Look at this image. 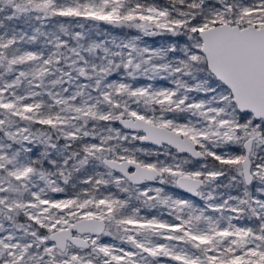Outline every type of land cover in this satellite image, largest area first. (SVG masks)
<instances>
[{
  "label": "snow or ice",
  "instance_id": "1",
  "mask_svg": "<svg viewBox=\"0 0 264 264\" xmlns=\"http://www.w3.org/2000/svg\"><path fill=\"white\" fill-rule=\"evenodd\" d=\"M0 264H264V0H0Z\"/></svg>",
  "mask_w": 264,
  "mask_h": 264
},
{
  "label": "rangeland",
  "instance_id": "2",
  "mask_svg": "<svg viewBox=\"0 0 264 264\" xmlns=\"http://www.w3.org/2000/svg\"><path fill=\"white\" fill-rule=\"evenodd\" d=\"M151 42V41H150Z\"/></svg>",
  "mask_w": 264,
  "mask_h": 264
}]
</instances>
